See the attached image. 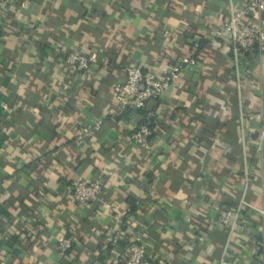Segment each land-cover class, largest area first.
<instances>
[{
  "label": "crops",
  "instance_id": "crops-1",
  "mask_svg": "<svg viewBox=\"0 0 264 264\" xmlns=\"http://www.w3.org/2000/svg\"><path fill=\"white\" fill-rule=\"evenodd\" d=\"M245 1L7 0L0 264H125L133 244L151 264H264V61L216 37ZM72 51L93 71H72ZM183 56L197 64L149 104L154 133L136 143L142 115L115 84ZM77 178L103 183L98 201L76 204Z\"/></svg>",
  "mask_w": 264,
  "mask_h": 264
},
{
  "label": "built area",
  "instance_id": "built-area-1",
  "mask_svg": "<svg viewBox=\"0 0 264 264\" xmlns=\"http://www.w3.org/2000/svg\"><path fill=\"white\" fill-rule=\"evenodd\" d=\"M96 2L98 0H91ZM7 0H0V19L5 16ZM229 16L216 31V37L236 50L254 52L259 47L264 61V0H246L243 6L234 4L229 9ZM69 68L74 72H91L96 63L95 57H88L76 51L67 56ZM197 60L192 56H183L176 63L162 69H145L140 65L125 66V78L116 83L113 88L115 99L121 110L140 109L151 102L159 100L165 90L175 85L182 72L191 66H195ZM150 112L149 115H154ZM99 125H96V129ZM91 128L84 127L76 132L78 138L88 136ZM152 129L148 124H142L132 135L133 140L146 145L152 135ZM103 191V183L100 180H86L77 178L72 182L74 201L79 206H85L98 201ZM231 212H223L220 218L222 224H228ZM73 246L72 239L61 238L59 249L62 253ZM125 264H151L146 259V247L143 244H133L127 249Z\"/></svg>",
  "mask_w": 264,
  "mask_h": 264
},
{
  "label": "trees",
  "instance_id": "trees-1",
  "mask_svg": "<svg viewBox=\"0 0 264 264\" xmlns=\"http://www.w3.org/2000/svg\"><path fill=\"white\" fill-rule=\"evenodd\" d=\"M203 42L205 43V42H207V40H204ZM148 106H149V104L146 107H144V108H140V109H131V108H129V109L138 111L142 115L141 125L142 124H148L150 126V128L152 129V132L154 133L156 116H155V114L152 115V116L149 115V113L153 112V110L148 109ZM153 133H152V135H153ZM127 203L129 205V208H130L129 209V213H133V212H135V211H137L139 209L138 203L133 198H129ZM70 250L71 249H69L67 252H69Z\"/></svg>",
  "mask_w": 264,
  "mask_h": 264
}]
</instances>
